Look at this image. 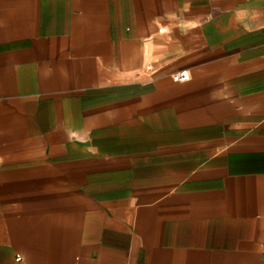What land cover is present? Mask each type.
I'll list each match as a JSON object with an SVG mask.
<instances>
[{
  "label": "crops",
  "instance_id": "obj_1",
  "mask_svg": "<svg viewBox=\"0 0 264 264\" xmlns=\"http://www.w3.org/2000/svg\"><path fill=\"white\" fill-rule=\"evenodd\" d=\"M263 243L264 0H0V264Z\"/></svg>",
  "mask_w": 264,
  "mask_h": 264
},
{
  "label": "built area",
  "instance_id": "obj_2",
  "mask_svg": "<svg viewBox=\"0 0 264 264\" xmlns=\"http://www.w3.org/2000/svg\"><path fill=\"white\" fill-rule=\"evenodd\" d=\"M172 77L176 82H184L189 79V74L186 71H182V72L174 73ZM263 250H264V243H263ZM18 260H21V257H18Z\"/></svg>",
  "mask_w": 264,
  "mask_h": 264
}]
</instances>
